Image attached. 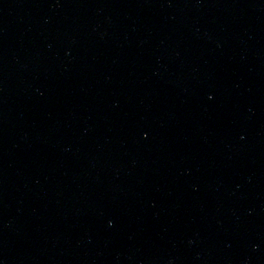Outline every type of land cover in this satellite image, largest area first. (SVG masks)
Here are the masks:
<instances>
[{"label": "water", "instance_id": "95a60500", "mask_svg": "<svg viewBox=\"0 0 264 264\" xmlns=\"http://www.w3.org/2000/svg\"><path fill=\"white\" fill-rule=\"evenodd\" d=\"M0 264H264V114L52 191L0 222Z\"/></svg>", "mask_w": 264, "mask_h": 264}]
</instances>
